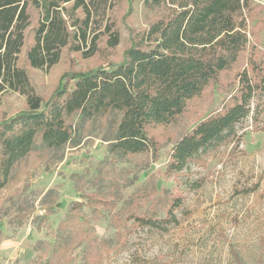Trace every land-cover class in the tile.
Masks as SVG:
<instances>
[{"label": "rangeland", "instance_id": "obj_1", "mask_svg": "<svg viewBox=\"0 0 264 264\" xmlns=\"http://www.w3.org/2000/svg\"><path fill=\"white\" fill-rule=\"evenodd\" d=\"M159 13L133 0L113 10L119 43L82 58L62 51L47 69H27L34 92L49 98L63 73L117 63L132 33ZM248 46L234 66L190 100L170 125L152 129L159 146L120 159L109 152L120 114L68 118L73 140L47 149L39 140L10 169L0 188V264H264V108L258 121L241 124L239 143H228L179 175L165 173L172 145L221 108L246 67L250 51L264 56V0L247 13ZM26 99L6 90L0 120L25 110ZM201 186L186 191L191 215L164 232L136 225L130 214L160 218L186 179Z\"/></svg>", "mask_w": 264, "mask_h": 264}, {"label": "trees", "instance_id": "obj_2", "mask_svg": "<svg viewBox=\"0 0 264 264\" xmlns=\"http://www.w3.org/2000/svg\"><path fill=\"white\" fill-rule=\"evenodd\" d=\"M133 0H0V96L8 89L26 99L27 108L0 120V188L11 167L39 140L61 149L73 140L68 118L120 114L109 152L120 159L150 152L159 142L152 129L165 127L187 103L210 85L222 84L249 43L247 13L252 0H141L159 15L131 33L119 62L63 73L49 98L34 92L27 69L57 64L62 51L86 59L113 49L120 33L116 5ZM221 108L198 121L171 147L165 173L179 175L228 143L238 144L242 122L258 121L264 108V56L250 51L246 67ZM201 186L188 177L170 197L160 218L130 214L136 225L164 232L191 215L186 191Z\"/></svg>", "mask_w": 264, "mask_h": 264}]
</instances>
